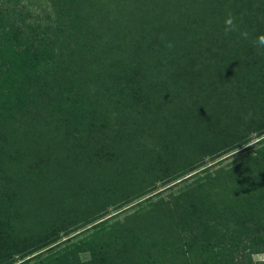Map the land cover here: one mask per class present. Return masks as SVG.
Listing matches in <instances>:
<instances>
[{"label":"trees","instance_id":"16d2710c","mask_svg":"<svg viewBox=\"0 0 264 264\" xmlns=\"http://www.w3.org/2000/svg\"><path fill=\"white\" fill-rule=\"evenodd\" d=\"M57 1L62 3L63 12L56 10L55 0H26L23 18L26 31L19 29L18 12L14 7L11 10L0 8V60L5 57L12 40L17 42L23 38L29 46V53L40 54L38 64L41 59L42 64H46L44 67L48 62L51 65L49 69L42 68L41 72L31 69L29 76L33 80L27 78L28 82L19 84L14 91L0 88V254L4 255V264H9L8 260L16 255L24 258L33 254L52 243L58 233L68 235L90 223H101L103 220L99 219L107 215L111 207L126 208L129 203L148 194L143 200L155 197L192 177L194 174L190 173L201 167L204 159L213 160L230 153L247 141L248 133L239 134L233 127L219 130L217 139V133L213 132L215 129L206 126L204 132L207 139L204 143V139L198 141L199 136L190 132L184 122L169 125L163 109L169 111L175 106H182L183 111L187 102L193 106L198 104L185 94L188 87L197 84V79L185 76L186 64H192V58L188 57L191 52L185 47H169V37L164 36L160 40L154 36L153 8L139 20L138 6L125 13L129 0ZM222 1L225 0H187V3L180 4L182 8H187L185 12L191 10V14L180 10L184 15L196 16L201 23L215 28V19L224 15L220 11ZM88 4L95 11L104 10L105 14L91 16L90 19L82 15L83 5ZM260 5L264 6V0H231L234 14L239 16L241 13L242 20L248 21V26L254 28L253 32H248L253 37L250 40L252 51L258 50L253 45L256 38L264 35V21L261 20L264 16L259 14L263 11ZM242 8L248 11L244 15ZM129 17L135 19L130 20ZM92 21L99 27L104 40L92 37L95 31L85 29ZM159 28H162L160 21ZM63 34L64 39H60ZM64 42L67 43L66 52L63 51ZM68 54V61L78 59L85 63L81 77L67 71L68 78H60L53 68L59 61H67ZM93 58L97 65L93 63ZM100 66L102 74L109 72L112 75L110 86L115 89L116 96L114 93L113 96L116 98L104 104L100 119L89 126L96 138L103 141L98 143L102 144V149L94 152V160L103 158L101 152L106 147L104 153L111 165L100 176L103 183L100 189H85L75 197L71 186L74 180L66 160L71 159V152L77 144L92 139L88 137L91 131L81 124L79 128L84 127L82 131L86 132L68 131L59 138H47L37 128V122L30 121L34 119L26 114L27 102L22 99L36 96L41 89L44 94L49 88L47 80L55 82L69 96H77L91 80L102 77V74L90 76L95 75L97 70L101 71L95 69ZM200 66L202 71H207L205 65L201 63ZM146 69L154 73V80L145 77ZM37 73L39 80L36 84ZM128 78V86L129 83L133 86L128 92V99L124 100L122 82ZM99 80L104 85L105 81ZM139 81H144L143 88ZM153 85H157L154 91ZM201 109L202 106L192 118L193 124L203 123L206 119ZM149 111L150 114L160 113L162 124L158 127L154 125L150 130V146L144 145L142 149L135 150L119 144L107 150L108 142L137 134L138 127L133 124L139 126V120ZM184 117L187 116L184 114ZM132 118L136 119H133L135 122H130L129 128H123L122 121H131ZM42 139L51 142L45 143ZM40 141L47 146L43 151ZM85 146L89 147V144ZM39 179L49 182L47 189L35 186ZM160 187L162 189L158 190ZM220 220L227 221L235 227L234 231L246 236L253 229L264 226V150L247 154L240 163L218 168L190 188L166 198L159 197L147 209L132 212L121 221L113 222L108 229L89 240L84 249L93 256L105 253L120 263L145 257L158 264H166L169 260L192 264L202 252L209 250L191 235L192 230L204 223L214 224ZM24 222H28V226ZM3 224L10 226L7 232L10 239L2 232L5 231ZM225 244L219 250L228 251L229 258H232V250H227ZM71 252H63L39 264H74L75 252Z\"/></svg>","mask_w":264,"mask_h":264},{"label":"rangeland","instance_id":"374dc122","mask_svg":"<svg viewBox=\"0 0 264 264\" xmlns=\"http://www.w3.org/2000/svg\"><path fill=\"white\" fill-rule=\"evenodd\" d=\"M180 2L187 3V0H129L124 10L125 13L130 12L135 9L134 6H138L139 20H141V17L146 16L147 13L151 12L150 8H153L151 13L153 17L152 21L156 26L154 36L160 40L164 36L169 37L170 45L173 49L185 47L191 52L188 57L192 58V64H186L185 76H187V79L192 80L196 77L197 81L196 79L195 81L197 84L188 87L187 92H184L186 96H191L198 104L196 103V106H193L192 103L186 101L187 106L183 111L182 106H175L173 107L174 110L169 111L163 109L165 118L169 119V125L175 126L177 122L180 124L184 122L187 124L186 128L190 132L199 136L198 141L204 139V143H206L207 139L205 138L204 128L208 125L209 128L213 127L215 129L213 132L215 134L217 133V139L219 130L222 131L233 127L239 134L248 133L246 134L247 141L230 153L223 154L213 160L209 158L204 159V164L190 173L194 174L192 177L160 192L155 197L143 200L149 194L143 196L129 203L127 205L129 208L126 207L127 209L111 207L107 210L108 214L99 219V221L103 220L101 223L97 225H94V222L90 223L68 235L58 233L52 243L43 246L38 251L24 258L16 255L11 260H8L9 264H39L63 252L72 253L71 251L75 252V257L73 258L74 264H158L157 262L153 263L151 259L145 257H139L137 261L129 260L120 263L105 253H96L93 256L91 252L84 249V246L89 240L108 229L113 222L121 221L124 216L132 212L138 213L147 209L151 202L157 198H166L168 195L180 193L201 181L206 175H211L216 169L234 166L240 163L245 155L252 154L256 150H264V58L259 50L252 51L250 40L253 37H250V35L248 39H244L240 36L239 32L226 34L224 31V20L230 12L236 18V23L241 31L253 32L254 28L248 26V21L242 20L243 16L241 13H239V16L234 14L233 10L235 8L231 7V0L221 2L220 11L224 15L215 19L217 24L215 28L214 26L209 27V25L201 23L196 16L189 15L192 12L191 10L186 11L189 14L184 15L186 13L185 9L187 8H182ZM0 3H2V7H0L2 10H11L10 8L12 7L15 8V11L18 12L17 18L20 21H18L20 25L19 29L26 31L23 27L26 22L25 19L23 20L26 0H0ZM55 3L57 4L56 10L63 12L64 8H61L60 5L62 3L57 0H55ZM92 3L95 5L94 1ZM236 7H238V3ZM259 7L263 10L259 14L263 13L264 16V6L260 5ZM180 9L185 13H182ZM242 12L244 15L248 11L242 8ZM81 14L90 19L91 16H103L105 11H95L88 4L83 5ZM9 18H11V15H9ZM129 19L134 20L135 18L129 17ZM261 20L264 21V18H261ZM159 21L162 28H159ZM85 29L89 32L95 31L91 34L92 37H101L104 40L99 27L93 21L91 24H87ZM64 36L63 34L60 39H64ZM158 39L156 41L160 42ZM62 45L64 46L63 51L66 52L68 50L66 48L67 43L64 42ZM253 45L256 46L255 42ZM27 47L29 48L28 44L24 43L23 38H19L17 42L14 40L10 42L5 57L0 60L1 89L6 88L7 90L14 91L19 84L27 83V78L33 80L29 76L31 69L41 72V70L43 71L42 68H45L44 70L50 68L51 65L49 66V62H46L47 66L44 67L46 64H42L41 59L38 64L40 54L29 53ZM76 56L78 58L81 57L78 54ZM67 58H70L69 54ZM68 59L63 62L59 61L57 66H53L58 72L59 77L68 78L66 74H69V72L67 71H71L77 77H81L85 63H81L78 59L74 61H68ZM94 60L95 58H93V63L96 64ZM201 63L207 67V71H202L203 67L200 66ZM95 69H101V71L97 70L95 75L90 76H100L102 74L103 68L101 66ZM144 74L149 80H154L152 77L154 73L151 70H147ZM131 75L133 76V72H131ZM44 76L46 79L48 78L45 74ZM99 78L105 81L104 85L102 83L103 81H100ZM111 79H113L112 75L109 72H105L102 74V77H98L93 81L91 80L89 86L79 91L80 93L77 96H69L55 82L47 80V87L49 88L46 87L47 89H45L44 94L41 89L36 96H20L24 97L22 101L27 102L25 107L28 113L26 114H29L30 119H34V121H30L37 122V128L43 131L44 136L47 138H59L64 136L68 131L86 132L82 131L85 129L84 127L79 128L81 124L85 125L87 127L86 129L91 131L88 137L92 139L89 138L88 141H83V144H77L71 152V159L66 160L70 168L69 173H72L75 182L71 183L75 197H78L81 191L85 189H100L103 185L100 176L104 175L111 165L108 160L109 157L104 153L106 147L101 152L104 155L103 158L94 160V152L102 149V144L99 145L98 143L103 141L96 138L94 130L89 126L90 123H94L100 119L101 115L99 114L104 111V104L107 102L110 103L116 98V91L110 86L112 85ZM38 80L37 73V77L34 79L36 84ZM128 80L129 78L125 80L126 82L123 79L121 80L123 81L122 92L124 94L122 99L124 100L128 99V92L133 86L132 83H129L128 86ZM168 83L171 84L170 80H168ZM179 83L182 84V81H179ZM139 84L141 88L145 86L144 81L143 83L139 81ZM170 84L168 86L172 88L173 86ZM156 86L153 85V91ZM113 93L115 96H113ZM201 106V114H204L206 119L203 123L193 124L192 118ZM150 113L151 111L142 120L137 121L140 124L139 126L136 123L133 124L134 127H138L137 129L139 131H137V134L127 136V138H120L112 143L111 141L108 142L107 150H110L113 145L119 144L123 148L130 146L135 148V150L142 149L144 145L147 147L150 146V130H152L154 125L157 127L162 125L160 123L161 114L157 112ZM184 114L187 117H184ZM135 118H132L131 121L129 119L122 121L123 128H129L130 122H135ZM94 126L99 127L98 124ZM42 140L45 143L51 142L50 140ZM40 144L41 150H45L47 146L42 145L41 141ZM85 144H89V147L85 146ZM39 181L35 186L42 190L43 188L47 189L46 185L49 182L43 179H39ZM56 185L59 186L58 183ZM161 189L162 187L158 190ZM24 224L28 226L29 223L24 222ZM2 228L5 229V231L2 230L4 236L9 238L7 232L10 230V226L3 224ZM234 230L235 227L230 226L227 221L221 220L214 224L204 223L193 229L191 235L196 237L202 247L207 246L209 250L202 252L191 263L264 264V226L253 229L252 233L247 236L240 231ZM3 241L1 240V242ZM224 244L227 250L231 248L232 258H229L228 251L223 252V250H219L221 245L224 246ZM216 245L218 247H215ZM3 258L4 255L2 253L0 254V264H4L2 263ZM166 264L178 263L169 260Z\"/></svg>","mask_w":264,"mask_h":264},{"label":"clouds","instance_id":"9594fccd","mask_svg":"<svg viewBox=\"0 0 264 264\" xmlns=\"http://www.w3.org/2000/svg\"><path fill=\"white\" fill-rule=\"evenodd\" d=\"M224 31L225 33L239 32L240 36L244 39L249 38V33L247 31H241L236 23V18L232 13H228L224 20ZM255 44L260 51V54H264V35H260L256 38ZM169 47L171 45L169 44ZM238 151V150H237Z\"/></svg>","mask_w":264,"mask_h":264}]
</instances>
